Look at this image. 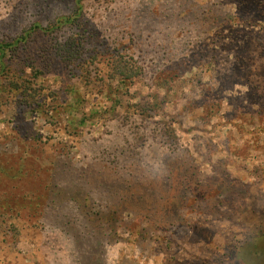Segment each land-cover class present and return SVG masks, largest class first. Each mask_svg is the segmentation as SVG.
<instances>
[{
	"label": "rangeland",
	"instance_id": "1",
	"mask_svg": "<svg viewBox=\"0 0 264 264\" xmlns=\"http://www.w3.org/2000/svg\"><path fill=\"white\" fill-rule=\"evenodd\" d=\"M0 50V264H264V0H0Z\"/></svg>",
	"mask_w": 264,
	"mask_h": 264
},
{
	"label": "trees",
	"instance_id": "2",
	"mask_svg": "<svg viewBox=\"0 0 264 264\" xmlns=\"http://www.w3.org/2000/svg\"><path fill=\"white\" fill-rule=\"evenodd\" d=\"M64 21H63V23L62 24H65L66 22H68V20L67 19H63ZM0 52L1 53H4V50H0Z\"/></svg>",
	"mask_w": 264,
	"mask_h": 264
}]
</instances>
